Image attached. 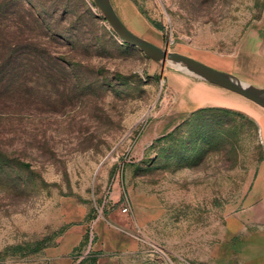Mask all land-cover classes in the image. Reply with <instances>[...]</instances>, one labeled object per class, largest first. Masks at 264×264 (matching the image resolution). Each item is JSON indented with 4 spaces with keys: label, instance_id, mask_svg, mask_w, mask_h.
<instances>
[{
    "label": "rangeland",
    "instance_id": "obj_1",
    "mask_svg": "<svg viewBox=\"0 0 264 264\" xmlns=\"http://www.w3.org/2000/svg\"><path fill=\"white\" fill-rule=\"evenodd\" d=\"M112 2L136 34L264 86V0ZM187 82L93 0H0V264H240L264 233L249 202L263 134L244 113L188 110L259 108L211 88L184 108Z\"/></svg>",
    "mask_w": 264,
    "mask_h": 264
},
{
    "label": "water",
    "instance_id": "obj_2",
    "mask_svg": "<svg viewBox=\"0 0 264 264\" xmlns=\"http://www.w3.org/2000/svg\"><path fill=\"white\" fill-rule=\"evenodd\" d=\"M95 6L123 43L139 49L150 60L161 64L163 69L176 70L195 79L197 83L210 84L254 103L264 111V86L214 68L191 56L172 52L133 32L122 20L112 0H93Z\"/></svg>",
    "mask_w": 264,
    "mask_h": 264
},
{
    "label": "crops",
    "instance_id": "obj_3",
    "mask_svg": "<svg viewBox=\"0 0 264 264\" xmlns=\"http://www.w3.org/2000/svg\"><path fill=\"white\" fill-rule=\"evenodd\" d=\"M205 88H211V90H213L214 93L218 94L221 97H225V98L231 99V100H237L236 97H234L236 94L231 95L234 93H231V92L226 91L224 89H221L219 87L213 88V87H208V84H205V83L195 82L194 84H192L190 82H187V88L185 89V91H187V94L189 97H188L187 101H183V103H185L183 107L184 108L188 107L189 105L193 104L194 101H198L199 99L201 100L202 98H201V96H199L200 95L199 91L201 89H205ZM186 104H188V106H185ZM251 104H254V103L251 102ZM218 105H220V104H215V103L213 104V102H210V100L206 99V100L201 101V105L196 106V107H194L188 111L189 112L196 111L198 108H202V107L203 108L204 107H216V108L228 109V110L231 109L233 111L240 112L242 114L244 113V114L250 116V118H252V120H254L255 122H257L259 124L260 130H261V135L263 134V138H264V124H262L260 122L261 119L264 118V113H263L264 111H262V109L260 107H258L256 105L259 109L255 110L252 105H248V107L250 109H252L251 111H253V112L255 111V113L253 115V112L250 113L249 111H245V110L240 111V110L235 109V108H230V107L226 108V107H221ZM187 109H189V108H187ZM249 202H251L253 204L257 203V202H263V205H264V175H261L258 178L256 185L254 187V190L252 191V194L249 197ZM263 205H262V207H264ZM124 219L125 218L123 215L119 216L118 217V223L123 224L125 222ZM229 224H230V229L235 236H237L239 234L238 232L242 231V229H243V224L241 222H239L237 219L230 220ZM246 241H251L252 248L251 249L249 248V250H245V251L244 250L239 251V253H238V259L240 260L239 263L240 264H264V233H262L261 235H254L252 237H248V239H246L245 242ZM235 264H237V263H235Z\"/></svg>",
    "mask_w": 264,
    "mask_h": 264
},
{
    "label": "trees",
    "instance_id": "obj_4",
    "mask_svg": "<svg viewBox=\"0 0 264 264\" xmlns=\"http://www.w3.org/2000/svg\"><path fill=\"white\" fill-rule=\"evenodd\" d=\"M110 40L113 41V37L112 36H110ZM219 109H221V108H219ZM222 110L228 111V109H222ZM42 246H43V243L42 244L41 243L38 244L37 247H35V248L22 247L21 246V247L15 248L14 249V253L15 254H24V255H29V254H32V253H38L41 250Z\"/></svg>",
    "mask_w": 264,
    "mask_h": 264
},
{
    "label": "built area",
    "instance_id": "obj_5",
    "mask_svg": "<svg viewBox=\"0 0 264 264\" xmlns=\"http://www.w3.org/2000/svg\"><path fill=\"white\" fill-rule=\"evenodd\" d=\"M124 213H128V207H125L123 210Z\"/></svg>",
    "mask_w": 264,
    "mask_h": 264
}]
</instances>
